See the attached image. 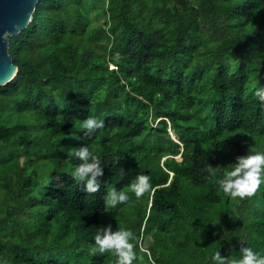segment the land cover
<instances>
[{
	"label": "trees",
	"instance_id": "1",
	"mask_svg": "<svg viewBox=\"0 0 264 264\" xmlns=\"http://www.w3.org/2000/svg\"><path fill=\"white\" fill-rule=\"evenodd\" d=\"M101 16L106 28L95 30ZM10 55L18 73L0 86V264H115L94 247L108 224L134 229V264H212L216 248L239 256L247 243L264 253V185L233 197L205 168L219 177L264 147L254 95L264 0H41ZM89 114L105 119L90 138L80 127ZM85 143L105 167L94 193L71 175L80 161L67 149ZM140 172L153 187L137 198L129 184ZM113 186L132 211L109 212Z\"/></svg>",
	"mask_w": 264,
	"mask_h": 264
},
{
	"label": "clouds",
	"instance_id": "2",
	"mask_svg": "<svg viewBox=\"0 0 264 264\" xmlns=\"http://www.w3.org/2000/svg\"><path fill=\"white\" fill-rule=\"evenodd\" d=\"M254 95L264 102V84L258 83ZM80 127L84 129V135L88 138L95 135L97 130L105 127V119L98 115H87L81 121ZM73 135V134H72ZM75 135V134H74ZM68 158L79 159L71 170L73 179L83 182L85 191L97 192L101 187V180L104 175V163L101 155L92 149L90 144L85 143L78 147L67 149ZM120 157L117 156L114 163L117 165ZM209 178H216L220 188L233 197H246L256 193L264 185V151L248 150L246 154L236 157L234 163L224 167L221 176L216 177V168L210 164L205 165ZM124 173L122 168H119ZM129 187L137 198L153 187L152 177L144 172L138 173L130 182ZM128 192L113 186L104 196L106 206L117 208L119 205L130 201ZM94 247L99 252H114L115 264H134L137 260L136 241L137 236L131 227H118L113 229L111 224L97 228L94 234ZM243 241V238H241ZM239 256H223L219 247L215 249L210 257L212 264H264V253L258 251L251 244L242 246Z\"/></svg>",
	"mask_w": 264,
	"mask_h": 264
},
{
	"label": "water",
	"instance_id": "3",
	"mask_svg": "<svg viewBox=\"0 0 264 264\" xmlns=\"http://www.w3.org/2000/svg\"><path fill=\"white\" fill-rule=\"evenodd\" d=\"M41 0H0V86L10 83L18 66L10 55V38L34 20Z\"/></svg>",
	"mask_w": 264,
	"mask_h": 264
},
{
	"label": "rangeland",
	"instance_id": "4",
	"mask_svg": "<svg viewBox=\"0 0 264 264\" xmlns=\"http://www.w3.org/2000/svg\"><path fill=\"white\" fill-rule=\"evenodd\" d=\"M104 21H105V17L104 16L99 17L98 21H94L93 22V27L95 28V30L98 29L99 25L101 27H105ZM111 67L113 68V66H111ZM170 133H171L172 138L174 139L175 136L173 135L172 132H170ZM263 145H264V142L260 146H263ZM263 149H264V147H259L256 150H262L263 151ZM177 160H179V161L181 160L180 156L177 157ZM164 161H165V159L162 160V163ZM48 163H49L48 160L42 161L40 163L41 164V170L43 171V173L48 172V170L45 168L46 164H48ZM132 204H134V203H126L125 206H123V207L118 206L117 208H114V209L109 207V212L114 214V213H120V212H123V211H132V208L130 207ZM122 224H124V222H122ZM150 243H151V239L148 238V240H146L145 243L144 242L142 243V250H146L148 248V246L150 245Z\"/></svg>",
	"mask_w": 264,
	"mask_h": 264
}]
</instances>
